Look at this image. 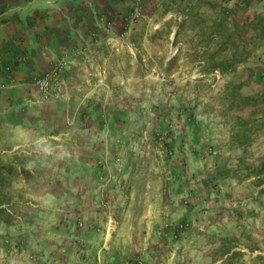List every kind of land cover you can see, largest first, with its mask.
<instances>
[{
	"label": "crops",
	"instance_id": "crops-1",
	"mask_svg": "<svg viewBox=\"0 0 264 264\" xmlns=\"http://www.w3.org/2000/svg\"><path fill=\"white\" fill-rule=\"evenodd\" d=\"M136 2L0 0V240L8 233L1 214L14 213L11 208L24 204L23 193L31 192L26 203L49 216L20 229L29 233L22 238L40 240L45 254L31 264H130L136 237L101 229L107 214L87 217L98 202L99 176H108L102 159L110 158L113 170L106 186L112 207L123 192L131 197L127 206L135 203L137 169L146 189L152 187L145 177L151 175L149 152L135 153L137 143H146L151 118L145 113L152 105L145 96L137 102L136 95L146 91V82H137V64L151 61L153 47L159 46L161 57L168 23L177 38L179 31L200 29L201 17L224 30H232L233 20L249 21L256 30L264 25V0H143L141 17L131 21ZM257 53L264 66L263 34ZM62 57L67 66L61 94L45 99L35 79ZM145 212L134 219H146ZM133 216L126 214L121 223ZM92 222L99 227L90 228ZM226 226L222 234L230 235ZM204 233L193 238L201 241ZM230 254L224 253V262Z\"/></svg>",
	"mask_w": 264,
	"mask_h": 264
},
{
	"label": "rangeland",
	"instance_id": "rangeland-1",
	"mask_svg": "<svg viewBox=\"0 0 264 264\" xmlns=\"http://www.w3.org/2000/svg\"><path fill=\"white\" fill-rule=\"evenodd\" d=\"M136 1L131 21L142 14L143 0ZM206 20L201 17L196 31H179L180 40L168 23L161 57L159 46L153 47L151 61L137 64V82H146L137 102L145 96L152 105L145 113L151 118L146 143H137L135 153L149 152L145 159L151 175L145 177L151 179V190L137 169L135 203L127 206L131 197L123 192L112 207L106 186L113 170L110 158L102 159L109 172L99 176L98 202L89 208L87 220L107 214L101 229L136 237L137 254L130 264H264V171L258 173L264 170V66L257 53L264 25L256 30L249 21L233 20L232 30L227 25L224 30ZM30 193H23L24 204L11 208L14 213L1 214L8 233L0 240V264H31L45 256L40 240L22 238L29 233L20 232L47 216L26 203ZM144 211L146 219H134ZM126 214L134 216L121 223ZM223 223L230 235L222 234ZM202 233L201 241L193 238Z\"/></svg>",
	"mask_w": 264,
	"mask_h": 264
},
{
	"label": "built area",
	"instance_id": "built-area-1",
	"mask_svg": "<svg viewBox=\"0 0 264 264\" xmlns=\"http://www.w3.org/2000/svg\"><path fill=\"white\" fill-rule=\"evenodd\" d=\"M66 66L67 58H59L50 71L36 77L35 83L43 98L49 99L59 97L64 84L62 73Z\"/></svg>",
	"mask_w": 264,
	"mask_h": 264
},
{
	"label": "trees",
	"instance_id": "trees-1",
	"mask_svg": "<svg viewBox=\"0 0 264 264\" xmlns=\"http://www.w3.org/2000/svg\"><path fill=\"white\" fill-rule=\"evenodd\" d=\"M263 171H264V170H261V171H259L258 173H260V174H261Z\"/></svg>",
	"mask_w": 264,
	"mask_h": 264
}]
</instances>
